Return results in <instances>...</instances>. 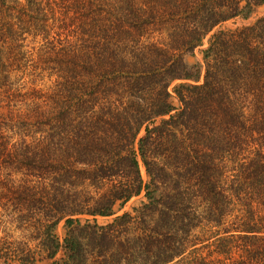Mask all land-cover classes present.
<instances>
[{"label":"trees","instance_id":"trees-1","mask_svg":"<svg viewBox=\"0 0 264 264\" xmlns=\"http://www.w3.org/2000/svg\"><path fill=\"white\" fill-rule=\"evenodd\" d=\"M263 2L0 0V264H264Z\"/></svg>","mask_w":264,"mask_h":264},{"label":"rangeland","instance_id":"rangeland-1","mask_svg":"<svg viewBox=\"0 0 264 264\" xmlns=\"http://www.w3.org/2000/svg\"><path fill=\"white\" fill-rule=\"evenodd\" d=\"M263 15H264V2L254 6L252 8L250 14L247 17H245V18L236 17V18L229 20V21L223 23L222 25H220V28H233L235 26H240V25H250V24H253L259 17H261ZM39 40H40L39 38L36 40H31V38H29L27 41L28 47L35 46V48L37 50V48L41 44V42ZM28 50H30V49L28 48ZM184 61L186 63H188L189 65L200 63L201 62V54H200L199 50H195L193 54L185 55ZM45 81H46V79H45ZM176 82H179V81H176ZM176 82H173L170 87H172ZM172 100L174 103L176 102L174 96L172 97ZM141 172H142L143 177H146L145 170L142 166H141ZM87 189L94 193V188H92L91 186ZM94 195H95V193H94ZM141 200H142V197L137 196V197L131 198L121 208H119V206L116 205L114 208L115 213L111 216H106V217L97 216L95 218H92L91 216H88V215H79L78 217L81 220L80 226L75 224L73 226V228L71 227L70 229L74 232L75 236L80 237V230L82 227L81 225L84 224L86 220L91 221V222L92 221L96 222L99 225L109 223L114 216L121 214L125 211H130L132 207L139 205ZM5 213L6 214L4 215L2 222H1V226H0V235L4 236L7 239L13 240L14 241L13 245H15L17 247H22V245L26 244V245L30 246L31 248L36 249L37 245H38V240H36V239L33 240V238H31L30 235H31L32 231L23 228L22 223H18V221H16L14 219V216H16V215L11 216L9 211H6ZM70 229H68V227L65 225L64 221L58 222V224L55 228V234L58 237L59 241L63 240V238L67 234V231ZM190 234H191L192 238H200V236L202 234V228L201 227L200 228L199 227L193 228ZM63 256H64V251L61 248L60 250L57 251V254L55 255V257L52 260L45 258V257H40V258H37V260L35 261L34 264H51V262L54 259L58 261Z\"/></svg>","mask_w":264,"mask_h":264}]
</instances>
